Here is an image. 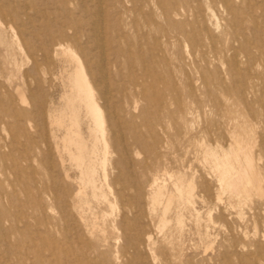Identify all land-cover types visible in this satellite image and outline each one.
<instances>
[{
  "label": "rangeland",
  "instance_id": "1",
  "mask_svg": "<svg viewBox=\"0 0 264 264\" xmlns=\"http://www.w3.org/2000/svg\"><path fill=\"white\" fill-rule=\"evenodd\" d=\"M101 2L0 0V264H264V0ZM96 20L111 88L132 84L129 154L117 168L108 148L111 204L87 191L80 216L79 171L48 121L75 64L48 49L56 36L93 71Z\"/></svg>",
  "mask_w": 264,
  "mask_h": 264
},
{
  "label": "bare ground",
  "instance_id": "2",
  "mask_svg": "<svg viewBox=\"0 0 264 264\" xmlns=\"http://www.w3.org/2000/svg\"><path fill=\"white\" fill-rule=\"evenodd\" d=\"M97 1L102 3L101 0ZM101 7L97 12V15H99L97 16L98 20L102 17H100L102 13ZM98 20L88 24L93 36V44L98 52L95 57L96 67L93 71L89 73L86 72L79 57L74 52L75 50H70L69 46L68 48H64V44L56 36L52 37L53 39L50 41V48L48 49L52 55H60L66 60L65 62L75 64L74 71L70 75V92L63 98V100L66 99V101H62L65 104L59 110H50L48 113V121L51 126H57L56 132L51 131V139L57 144H59L58 141H60L62 153L67 155L68 159L72 161V164L76 167L74 168L79 171L80 190L73 196V200L76 203L75 209L78 210L80 216L82 213L81 208L83 207L81 203L83 204L85 199L87 201V198L84 197L87 191L91 193L89 197L92 198L93 196L101 202L111 204L109 197H107L103 190L108 175L103 172V178L99 176L100 167L103 166L104 170L106 168L105 164H107L106 155L109 152L108 148L111 146L118 155V159L115 161V166L117 168L124 163V156L129 154V150L125 146L119 147L123 138L122 128L124 124L128 125L131 121L123 119L122 117V97L119 95L125 96L132 84L124 83L111 88L112 86L108 75L109 64L105 56V34ZM71 29L72 28L69 26L64 25L61 29V36L68 37ZM233 62L235 65L237 62L236 57ZM120 64L122 63L114 62L110 65L112 68H118ZM26 100L24 101L26 102ZM83 125L86 127V132L83 131ZM60 133L62 137L59 140ZM110 135L111 137L108 138ZM218 167L220 172L228 174L230 172L229 158L221 160ZM251 168L252 165L249 164L247 170L236 173L238 179L235 187H245L251 183L249 179ZM161 196L162 190H159L153 196V203L157 204ZM190 196L189 190L186 189L181 192L180 199L189 202ZM77 204H79V206ZM84 205L86 204L84 203Z\"/></svg>",
  "mask_w": 264,
  "mask_h": 264
}]
</instances>
